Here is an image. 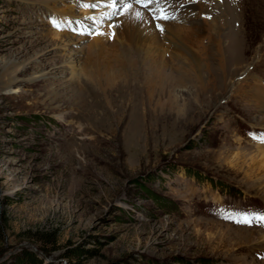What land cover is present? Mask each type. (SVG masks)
I'll use <instances>...</instances> for the list:
<instances>
[{"label":"rangeland","instance_id":"obj_1","mask_svg":"<svg viewBox=\"0 0 264 264\" xmlns=\"http://www.w3.org/2000/svg\"><path fill=\"white\" fill-rule=\"evenodd\" d=\"M39 1L0 0V75L10 61L30 68L7 91L0 79V264H264L257 244L264 224L254 219L264 215V181L248 176L251 152L264 144L254 140L264 137V108L238 95L239 85L253 81L244 78L246 72L264 83V0L174 4L200 5L189 14L220 24L216 46L214 33L203 31L195 48L202 74L216 82L212 94L200 97L208 102L221 92L217 104L186 107L201 99L198 85L190 84L175 88L174 110L149 105L143 80L132 76L148 67L149 53L141 46L138 53L129 50L139 61L124 69L127 80L113 89V106L105 101L95 111L84 98L73 104L52 100L51 88L69 86L76 95L90 96L96 92L88 83L94 69L114 75L113 54L123 55L127 45L116 35L125 12L111 0L101 9L94 0ZM173 1L164 5L170 20L176 18ZM36 23L58 37L44 36L26 47L32 38L24 34ZM73 25L75 33L68 29ZM74 49L80 58L65 67L61 79L32 81L74 59ZM39 50L48 51L44 64L29 60ZM182 50L164 55L175 75L178 68L190 69V61L180 57L193 59L196 52ZM241 61L246 69L233 72ZM217 62L227 64L230 78L215 69ZM207 81L204 86L212 88ZM245 146L252 150L244 152ZM185 182L190 193L182 191ZM243 216L252 219L251 226L235 222ZM251 231L257 237L252 243Z\"/></svg>","mask_w":264,"mask_h":264},{"label":"bare ground","instance_id":"obj_2","mask_svg":"<svg viewBox=\"0 0 264 264\" xmlns=\"http://www.w3.org/2000/svg\"><path fill=\"white\" fill-rule=\"evenodd\" d=\"M53 1L54 0H41L39 2H43L47 5H49ZM94 1L97 3V9H101V8H103V5L101 3L107 2L108 0H94ZM178 1L179 0H174L173 1V7L171 8V10L173 11V14L176 15L175 20H170L172 18H169V16H167L165 11H164V5L172 4L170 2V0H160V3L157 4L154 2V3L150 4L147 8H140L139 7L140 10L134 8L133 6H131L127 10H125L123 7V4H120V3H117L116 5H114V7H119L118 10H120V13L122 12V14H123V12H125V14L123 16L121 15L122 16L121 20L118 19L119 21L116 22V35L120 36L121 38L127 39L126 48L123 47L124 48L123 55L120 54L121 56H119L118 54L117 55L113 54V56L115 55V57H117V61L115 64L116 72L114 73V75L110 76L111 74L108 75L105 73H103V75H100L98 68H96L92 71V74L90 75L91 77H89L90 82H88L90 84V86L95 89L94 90V91H96L95 94L90 95V96H87L86 94H84V96H83L82 94L80 95L78 92V94L76 95V92L74 93V90L72 89V87H70L71 89L69 88V86L60 87L59 89H56L53 87V88H51V95H50L51 99L54 101H56L57 99H65V100L69 101L68 103L73 104L74 102L77 103V101L75 100L76 97H77V100H79L80 98H82V99L84 98V101L83 100L82 101L85 104V106L89 107L90 109H92L94 111L96 109H99L101 104L105 103V101H106L107 105L109 104L108 106L112 107L113 102L110 100L112 99V95L115 92V90H113V89L116 88L115 86L119 81H121V80L126 81L127 80L128 72L126 70L124 71V69H128V71H130L131 67H136L137 63L139 61L140 56L137 55L138 58L130 57L131 53L129 52V50H132V51H135V53H138L141 50L140 47L143 46L145 53H149V58L144 57L145 60H147L148 67L143 68V70L149 71L150 74L145 75L143 70H135L134 72L136 74H134L132 76H133L134 80H136L137 78L139 80H141V79L143 80V86H144V89H145V92L147 95V99L149 101V103H148L149 105L152 103H155L160 108L167 107L170 110H174L178 104V101H177L178 100V96H177L178 94L175 93V88H185V87H187V85H190V84L191 85H198L195 90L198 94V97L201 99L197 100L195 98L194 100H192V102L187 103L188 105L186 104L187 105V106L185 105L186 107H188L189 105L193 106V107H197L198 105L204 107V106L208 105L210 102H211V104L213 102H215V104H217L222 99L221 92H219V93L217 92L215 94V97L213 98V96H212L208 102L205 101V98L200 97L201 96L200 93L201 92L203 93L204 91H207L208 93L212 94L213 93L212 90L216 89V85H215L216 82H214L215 80H213L214 79L213 77L209 78L210 76H208V74H202V71L200 70L202 64L198 65V63H200V62H198V60H197V57L198 58L200 57V53L196 54L197 53L196 50H199V49L198 48L195 49V48L197 47V45H199L201 43L203 31H207V32L210 31V33L211 32L214 33L215 36H214V38L211 39V44L216 46L218 44L216 41V36L221 35L220 28L219 29H216V28L220 24L218 23L217 25H215L216 24L215 21L217 19L214 20L213 21L214 23L212 22V24H209L206 21L200 22L198 17H193V15L189 14V12L197 13L201 9L200 5L196 6L194 4H192V5L186 4V3L183 4V2H181V3H179V6L178 5L174 6V4H177ZM192 1H194L195 3H203L204 2L203 0H192ZM131 2H134V0H124V4H130L131 5ZM214 4H216V3L212 2V5H214ZM135 5L137 7L140 6L137 3H135ZM181 5H183L184 8H187L189 5H191V9L190 8L184 9L181 7ZM219 8H218V10H219ZM162 12L164 15L167 16V19H164V20L156 19L155 17H159L162 14ZM212 13L214 14L213 11H212ZM52 14L53 13H51V15L49 17H52ZM207 15L212 16L211 13H207ZM211 16L209 19H207L208 21L212 20ZM49 17H47V19ZM218 20L220 21V19H218ZM73 24H75V23H73ZM75 25L70 26L71 28L69 27L68 29L75 33V31H77V28L75 27ZM156 28L159 30L158 32L156 31ZM42 30H44V28L39 23H36L34 25V29H32L30 32L28 31L29 33L26 32L27 34H24V36L28 35L32 38L30 41L28 40V42L24 43L26 45V47H30V48L33 47L34 48L35 45H38L39 43L44 41L43 40L44 36H50L52 39H55L58 37L57 34H53V33L51 34L49 32L45 33ZM207 35H209V34H207ZM232 36H234V35H232ZM74 38H77V36L75 35ZM79 38H81V37H79ZM97 40L98 39H96V41ZM230 41L232 42V40H230ZM230 41H229V43H230ZM93 42L95 44V41H93ZM76 43H78V42H76ZM225 44L227 45V48L230 49V47H228V45H229L228 42ZM75 45H77V47H78L79 43L75 44ZM129 45L131 46V48L129 47ZM182 48H185L188 52L192 51V49H193V51H196V52L192 51L193 52L192 54H194L195 56L193 59H189V58L186 59V58L180 57L179 61H181V62H183L185 60L190 61V69L187 68L188 72H185L184 70L181 69L182 67L178 68V71H179L178 75H175V71L173 72V70H172L173 68L167 66V64L164 63V61H165L164 55H165V53H168L169 50H171L170 51L171 53L173 51L174 52L179 51L180 53H182L183 52ZM72 52H74L75 53L74 55H76L74 59L70 58L67 61H65L64 66H55L52 68H48L47 69L48 72L46 75H44V77L42 76L43 75L42 74L39 77L33 78L32 81L39 80L42 78L44 80H48V81L50 80L51 83H54L53 78L61 79L60 77L63 76L64 70H66V68L70 65V63L73 60L78 61L80 58L79 56L81 55V53H79L77 49L72 50ZM168 57H170V56H168ZM48 58H49L48 51L39 50V51H35L33 56L31 58H29V60L32 61V63L44 64V62H46V59H48ZM243 62L244 61H241L238 64H236L233 72L236 73L237 71L246 69L242 65ZM165 64H166V66H165ZM206 64H208V63L206 62ZM92 65L96 66V62L94 61ZM222 65H223L222 62H219V63L217 62V66L215 67V69L221 73L223 72L224 74H226V73L228 74V72H225L227 64H225L223 66ZM207 67H209V66H207ZM119 68H121V69L119 70ZM170 68H172V69H170ZM29 70H30V68H26V65H24V63L18 64V63H15L14 61H10V62L6 63L2 67V72L0 75L2 89L4 91L9 90L10 87H12L16 83V80H17L16 76L19 74H25ZM109 71H111V70H109ZM117 73H118V75H117ZM230 74L231 73H229L227 75L229 78H230ZM102 78H106V79L104 80L103 85L100 86V84H101L100 81ZM229 78H226L224 80L225 81L224 82L225 90H227L229 84H231V81L229 84L226 83L227 79H229ZM244 78H246L249 81L253 79L254 82L252 81V83H246V88H245V86L239 85L240 88H239L238 92L240 94H238V95L240 97L244 98V101L254 102L255 105H258L259 107L264 108V83H262L263 80L260 77H257L258 79H260V80H258L254 76H250L247 72H246V76ZM205 79H208L207 82L211 81L213 83L212 88L208 89L204 86ZM51 80H53V81H51ZM231 80H232V78H231ZM88 98H89V100H88ZM52 100L50 101V103L52 102ZM144 108H145V105H144ZM204 108H206V107H204ZM259 113H261V112H259ZM93 114H95V112H93ZM157 115H158V112H157ZM261 139H263V138H260V137L255 138V140H261ZM257 145H258V147L254 148L253 152H251L252 158H250L249 160L251 161L250 163H252L251 167H254V168L251 169L252 172L248 176L251 177L254 174H256L257 176H259L258 177L259 179L256 181H259V180L264 181V144H262V145L257 144ZM242 149L244 150V152L252 150V149L248 148L247 146H245ZM255 162H257V163L254 164ZM255 165H257V166H255ZM190 189H191V185L188 184V182H185V184H183V190H182L183 193L184 194L190 193V192H187ZM215 197H217V195ZM258 235H260L259 237H261V240L259 242H257V244L261 245L263 248L262 250L264 251V234H258ZM256 238H257L256 235L254 233H252V231H251V233L248 234L247 242L252 243Z\"/></svg>","mask_w":264,"mask_h":264},{"label":"snow or ice","instance_id":"obj_3","mask_svg":"<svg viewBox=\"0 0 264 264\" xmlns=\"http://www.w3.org/2000/svg\"><path fill=\"white\" fill-rule=\"evenodd\" d=\"M134 2L141 5L144 8H147L150 4H152L154 2L157 4L160 3V0H134ZM111 3L113 5H116L117 3L123 4V7L125 10H127L128 8L131 7L130 4H124V0H111ZM93 7H94V5H93ZM155 18L160 19V20H164V19H167V16L164 15L162 12V14L159 17H155ZM102 34L103 33H93V35H102ZM260 142L264 143V139H261ZM228 218H231V217H228ZM254 219L259 221L260 223L264 224V215L256 216V217H254ZM235 222L240 223V224H245L248 226L252 225V219H250L247 216H243L240 219L235 220Z\"/></svg>","mask_w":264,"mask_h":264},{"label":"trees","instance_id":"obj_4","mask_svg":"<svg viewBox=\"0 0 264 264\" xmlns=\"http://www.w3.org/2000/svg\"><path fill=\"white\" fill-rule=\"evenodd\" d=\"M53 250V249H52ZM71 258L72 259H75V258H77V256L75 255V254H71Z\"/></svg>","mask_w":264,"mask_h":264}]
</instances>
